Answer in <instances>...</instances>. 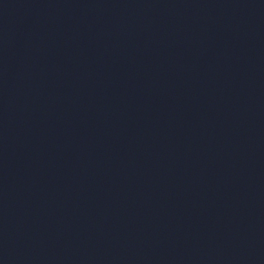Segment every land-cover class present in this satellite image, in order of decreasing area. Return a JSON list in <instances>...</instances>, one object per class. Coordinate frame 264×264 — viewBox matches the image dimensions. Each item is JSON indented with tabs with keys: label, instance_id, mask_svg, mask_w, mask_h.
Instances as JSON below:
<instances>
[{
	"label": "water",
	"instance_id": "water-1",
	"mask_svg": "<svg viewBox=\"0 0 264 264\" xmlns=\"http://www.w3.org/2000/svg\"><path fill=\"white\" fill-rule=\"evenodd\" d=\"M0 264H264V0H0Z\"/></svg>",
	"mask_w": 264,
	"mask_h": 264
}]
</instances>
